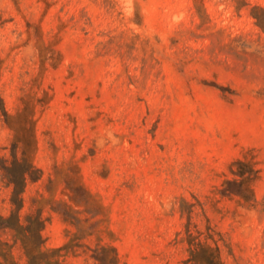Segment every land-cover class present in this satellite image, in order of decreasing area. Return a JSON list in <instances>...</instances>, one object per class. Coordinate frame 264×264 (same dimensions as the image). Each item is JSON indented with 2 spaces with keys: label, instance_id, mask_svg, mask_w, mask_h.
I'll return each instance as SVG.
<instances>
[{
  "label": "rangeland",
  "instance_id": "1",
  "mask_svg": "<svg viewBox=\"0 0 264 264\" xmlns=\"http://www.w3.org/2000/svg\"><path fill=\"white\" fill-rule=\"evenodd\" d=\"M264 0H0V216L65 264H264ZM257 17L258 20L255 18ZM256 171L222 196L230 167ZM249 195V194H248ZM15 260L26 257L0 229Z\"/></svg>",
  "mask_w": 264,
  "mask_h": 264
},
{
  "label": "trees",
  "instance_id": "2",
  "mask_svg": "<svg viewBox=\"0 0 264 264\" xmlns=\"http://www.w3.org/2000/svg\"><path fill=\"white\" fill-rule=\"evenodd\" d=\"M264 14V11L261 10ZM257 20L258 18L255 17ZM264 29L261 24L259 25ZM36 169L26 160L19 162L13 157L10 165L5 168V177L12 186L10 203L13 209L9 216H0V229H7L12 232L15 242L20 243L26 257L25 264H65L60 260V249H48L44 247V240L41 231L45 221L39 214L27 215L24 223L20 221L19 209L21 207V193L27 179L36 178ZM230 173L236 179L224 181L220 194L222 196L237 195L247 199L251 190L246 188V183L256 176V171L246 160H236L230 167ZM249 194V195H248ZM188 245L189 264H223L220 258V248L206 243L195 242L191 234L186 239ZM113 257L109 264H118L115 251H112ZM100 264H105V259L95 257ZM0 264H21L17 262L12 253V245L0 238Z\"/></svg>",
  "mask_w": 264,
  "mask_h": 264
}]
</instances>
